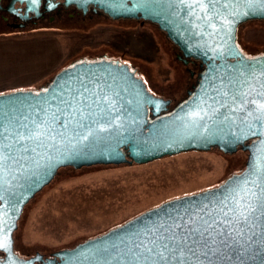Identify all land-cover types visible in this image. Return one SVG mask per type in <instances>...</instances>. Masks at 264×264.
I'll use <instances>...</instances> for the list:
<instances>
[{
	"label": "water",
	"instance_id": "95a60500",
	"mask_svg": "<svg viewBox=\"0 0 264 264\" xmlns=\"http://www.w3.org/2000/svg\"><path fill=\"white\" fill-rule=\"evenodd\" d=\"M17 2L25 3L28 12H37L41 4V0H13L11 6ZM65 4L84 11L92 6L113 20L152 22L179 48L185 61H200L204 70L187 98L172 109V101L152 93L129 64L108 59L75 62L40 89L0 94V122L9 129L41 134L39 139H27L23 147H13L19 162L0 177L5 189L0 222L7 244L0 248L7 256L0 264H125L135 244L148 241V229L167 227L181 217L195 219V215L224 219L220 208L233 189L245 178L264 177V134H253L259 126L258 105L264 103V79L259 75L264 54L247 56L237 42L241 24L264 21L261 0H239L227 9L217 4L219 14L212 13L210 19L195 0H65ZM250 123L254 129H249ZM215 148L226 154L240 148L248 151L246 168L216 187L165 201L72 248L49 256L36 252L28 259L14 251L13 234L23 209L59 170L141 165ZM259 235V227L246 229L245 264L264 261V239ZM234 264H239V257Z\"/></svg>",
	"mask_w": 264,
	"mask_h": 264
},
{
	"label": "rangeland",
	"instance_id": "374dc122",
	"mask_svg": "<svg viewBox=\"0 0 264 264\" xmlns=\"http://www.w3.org/2000/svg\"><path fill=\"white\" fill-rule=\"evenodd\" d=\"M0 17V94L40 89L71 61L108 55L131 63L156 96L183 102L192 75L179 48L158 25L97 16L79 22L66 15L27 29H4ZM247 56L264 54V21L239 26ZM246 155L188 151L146 164L96 165L59 170L29 203L17 232L23 255L72 248L170 199L221 184L244 168Z\"/></svg>",
	"mask_w": 264,
	"mask_h": 264
},
{
	"label": "snow or ice",
	"instance_id": "6c2138e0",
	"mask_svg": "<svg viewBox=\"0 0 264 264\" xmlns=\"http://www.w3.org/2000/svg\"><path fill=\"white\" fill-rule=\"evenodd\" d=\"M261 2L264 3V0ZM221 3L227 9L229 5L239 3V0H195L207 19L211 18L212 13L219 14L216 5ZM259 75L264 79V68ZM261 87L264 88V83ZM258 108L259 114L255 120L259 126L254 129L250 123L248 127L254 129L253 134H264V103L259 104ZM40 136L36 131L25 133L20 128L9 129L0 122V177L11 164L19 162L13 154V147H23L27 139H39ZM24 151L29 150L24 148ZM4 190V183L0 180V200L4 199ZM229 203L233 207H229ZM220 211L224 219H205L194 214L195 219L181 217L167 227L161 224L155 229H148V241L141 239L136 243L125 264H234L237 257L239 264H245L242 240L246 229L259 227L260 235L257 238L264 239V177L256 175L254 178H245L239 188L233 189ZM197 220L201 223H197ZM3 233L4 224L0 222V248L7 247Z\"/></svg>",
	"mask_w": 264,
	"mask_h": 264
},
{
	"label": "flooded vegetation",
	"instance_id": "af4514ba",
	"mask_svg": "<svg viewBox=\"0 0 264 264\" xmlns=\"http://www.w3.org/2000/svg\"><path fill=\"white\" fill-rule=\"evenodd\" d=\"M12 1L13 0H1L3 8L0 10V17L2 19L3 24H5V28L4 29H6V30H8L9 28L16 29V30H21V29L23 30V29H27L29 27L43 25V23H45L47 21H49L50 23H53V22L58 21L59 19H62L63 17H66V15H68V17H70L72 19H76L79 22L90 21L94 17H97V16L101 17L103 15L107 16L108 18H110L108 15L103 13L101 10H95L92 6H89L86 9V11H84V9H79L75 5L67 6L65 4V0H41V4H40L37 12H33V11H29L28 12L27 11V6H26L25 3L21 4V3L17 2L16 4H14V6H11ZM119 20H124V19H119ZM137 21H141V20H137ZM179 52H180V50H179ZM181 55H182L181 52H180V54H177V59L181 63H183L185 65L186 70L189 73H191V75H192L193 83L190 86V90H189V92H190L197 85L198 80H199L198 79V75L204 70V66H202V63L200 61H196V60H192V59H188V60L185 61L184 58L181 57ZM102 59L120 61L122 63L129 64L132 67V69H134V70H136L138 72V70L131 63H127V62H124V61L116 59V58H110V57H108V55H100L98 57H90V58L89 57H84V58L80 57V58H78V59H76L74 61H71L67 66H65L63 68H66V67L72 65L73 63L81 61V60L96 61V60H102ZM50 82L51 81L47 82L46 85L48 83H50ZM172 108H173V102H172V105H171V109ZM252 141L247 142V144L251 143ZM212 150H214V149H212ZM215 150L220 151L218 148H215ZM240 153H242V155H246V159H245L244 168L242 170H240L239 172H237V173L242 172L246 168V163L248 161L249 152L248 151H244V150H242L240 148L238 150V152L233 153V154L223 153V154L229 155V156L230 155H234L235 156V154H240ZM40 193H38L37 195H39ZM37 195L35 197H37ZM0 204H1V202H0ZM27 206L23 209L21 218L18 221V228L13 234V237H14V251L20 257L25 258V259H28L31 256L30 255H23L18 250L17 232H18V230L20 228L21 221L23 220V217L25 215V211H26ZM6 257H7L6 254L3 251H0V261H4L6 259Z\"/></svg>",
	"mask_w": 264,
	"mask_h": 264
}]
</instances>
